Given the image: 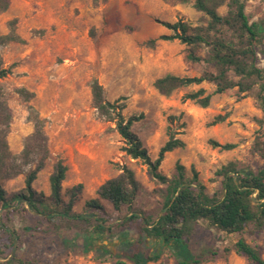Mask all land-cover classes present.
Here are the masks:
<instances>
[{"label":"rangeland","instance_id":"rangeland-1","mask_svg":"<svg viewBox=\"0 0 264 264\" xmlns=\"http://www.w3.org/2000/svg\"><path fill=\"white\" fill-rule=\"evenodd\" d=\"M246 11L252 22L264 20V0H248ZM204 16L191 3L163 0H10V7L0 14V34L10 33L13 27L23 41L0 46L4 64L11 69L0 85L13 115L8 140L14 154L23 150L34 131L30 106L45 120L50 155L33 183L38 193L50 196L49 177L61 158L68 167L63 193L83 184L73 211L85 213L86 202L97 198L99 187L120 174L119 165L127 164L142 185L134 210L155 217L161 213L162 198L155 192L161 185L142 160L126 154L115 125L102 119L93 106L91 84L95 79L104 86L108 100L120 99L126 104L127 116L144 114L133 130L152 159L158 157L170 132L185 142V147L165 155L160 171L168 177L176 174L179 162L185 165L186 176L192 178L194 166L199 180L213 193L222 187L216 171L231 161L255 173L264 169V159L253 151L258 132L264 131L257 122L263 113L252 95L239 98L237 88H233L214 94L210 106L201 107L184 96L201 87L214 93L213 84L181 88L171 96L160 94L154 87L155 80L168 73L195 76L204 70L203 63L187 59V45L179 39H159L173 34L167 23L183 21L197 26L204 23ZM153 39L154 44L150 43ZM259 66L264 68V55L259 56ZM21 87L34 92V98L25 101L17 93ZM228 112L226 121L212 124L215 116ZM212 140L236 146L222 150L214 147ZM25 179L22 173L4 182L7 198L21 193ZM100 202L109 224L128 215L127 209L117 212L108 201ZM17 209L13 204L3 208L0 203V222L4 220L6 230L16 236L13 247H6L8 234L0 231L5 252L0 257L2 264L13 257L27 264H133L119 253L124 249L122 241L139 237L137 223L113 235L97 234L93 232L94 221L48 219ZM12 210L6 220V211ZM242 236L264 257V232L248 228ZM240 237L201 220L190 246L194 254L203 256L202 264H251L233 249L226 251ZM149 246L162 251L154 243ZM161 263L178 264L171 249H164L161 259L151 264Z\"/></svg>","mask_w":264,"mask_h":264},{"label":"trees","instance_id":"trees-1","mask_svg":"<svg viewBox=\"0 0 264 264\" xmlns=\"http://www.w3.org/2000/svg\"><path fill=\"white\" fill-rule=\"evenodd\" d=\"M166 3H191L194 8L204 13V23L192 26L178 21L166 25L173 30L171 35H162L159 39H179L187 45V59L193 63H203L204 70L195 76H179L168 73L157 78L154 87L160 94L171 96L176 90L210 83L215 86L214 93L204 87L187 93L184 98L194 101L201 107H209L214 94H221L229 89L237 88V95L243 98L252 95L256 106L263 116L257 118L258 124L264 127V68L259 66V56L264 55V20L252 22L246 11L248 0H163ZM10 7V0H0V14ZM225 7L226 11L221 12ZM14 22V21H13ZM10 41H23L12 27L8 34H0V46ZM156 39L150 40L155 43ZM11 74L0 54V80ZM93 106L98 115L105 121L115 125V130L125 142L124 151L133 159L142 160L147 165L150 176L161 185L156 193L162 198L161 213L157 217L134 210V204L142 185L135 171L127 164L119 165L120 174L103 183L98 197L86 202L85 213H75L73 208L79 199L83 184H78L63 193V181L68 170L63 159H58L49 177L51 194L46 197L38 193L33 183L44 168L50 155L48 138L45 133V120L36 109L30 106L29 118L34 123V131L25 142L23 150L14 154L11 150L8 135L12 122V111L7 104L0 85V203L3 208L12 204L19 210L32 211L34 214L60 219L77 218L81 221L95 222L93 232L113 235L117 230L137 223L139 237L136 240L122 241L124 249L121 256L128 258L133 264H151L161 259L164 249H171L178 264H202L203 256H197L191 249L190 240L201 220L207 221L220 231L237 233L241 237L232 249L244 256L251 264H264L261 251L249 243L242 235L248 228L264 232V169L254 171L242 169L237 162H229L216 171L222 178V187L213 193L199 180V172L192 166L193 177L186 176V167L176 164V174L168 177L160 171L166 153L185 147V142L170 132L169 139L160 148L158 157L152 159L143 140L133 130L136 122L144 118V114L127 116L124 113L126 104L120 99L110 101L105 96L104 86L95 79L91 84ZM17 93L30 101L35 93L25 87L17 89ZM230 113L214 117L212 124L227 120ZM212 145L222 150H232L234 143H219L212 140ZM253 151L264 159V131L258 132ZM26 167H29L26 170ZM25 173V187L13 197L7 198L3 187L5 181ZM100 200L108 201L113 209L121 212L128 210L121 221L114 225L108 223L107 214ZM6 211V220L10 213ZM4 220L0 222V231L8 234L10 240L6 247H13L16 236L6 230ZM8 231V232H7ZM154 243L162 251H153ZM106 252L108 249L105 250ZM5 252L0 245V257ZM216 255V253H212ZM0 264H2L0 262ZM7 264H27L13 257ZM117 264H124L118 261ZM163 264V263H161Z\"/></svg>","mask_w":264,"mask_h":264}]
</instances>
